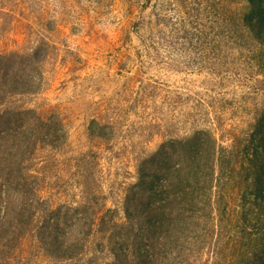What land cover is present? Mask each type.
<instances>
[{
	"label": "rangeland",
	"instance_id": "374dc122",
	"mask_svg": "<svg viewBox=\"0 0 264 264\" xmlns=\"http://www.w3.org/2000/svg\"><path fill=\"white\" fill-rule=\"evenodd\" d=\"M252 10L0 0V264H264ZM189 161L213 164L209 203L152 227L156 192Z\"/></svg>",
	"mask_w": 264,
	"mask_h": 264
},
{
	"label": "trees",
	"instance_id": "16d2710c",
	"mask_svg": "<svg viewBox=\"0 0 264 264\" xmlns=\"http://www.w3.org/2000/svg\"><path fill=\"white\" fill-rule=\"evenodd\" d=\"M248 1L251 3L252 11L256 16V21L255 18L252 19L251 24L256 26L257 37L264 44V0ZM200 166L195 161H189L183 169H176L166 178L165 184L155 194L160 206H153L149 212V215L154 218V221L151 222L152 227L165 228L170 231L171 226L173 229L176 227L173 212L181 209L182 205L188 207L189 211L196 212L203 200L205 201L203 206L209 203V173L213 172L214 167L213 164L209 166L208 163V166L202 170ZM184 175L186 178L181 177ZM160 247L159 242L154 247V260H156Z\"/></svg>",
	"mask_w": 264,
	"mask_h": 264
}]
</instances>
